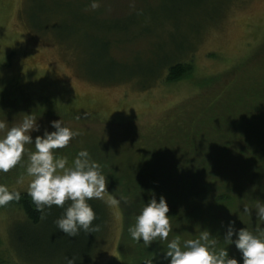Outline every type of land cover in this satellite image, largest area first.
<instances>
[{"label":"rangeland","instance_id":"obj_1","mask_svg":"<svg viewBox=\"0 0 264 264\" xmlns=\"http://www.w3.org/2000/svg\"><path fill=\"white\" fill-rule=\"evenodd\" d=\"M98 2L93 10L92 0H0V121L7 126L0 137L25 113L40 125L33 139L61 119L79 134L56 151L71 163L88 150L109 193L128 200L117 206L107 195L90 200L100 231L73 238L56 227L62 208L53 206L47 220L28 229L17 207H0V260L121 264L122 254L143 264L166 249V242H153L156 250L144 251L127 232L150 191L177 214L169 240L195 239L207 228L219 250L228 247L222 221L254 233L264 227L255 215V205L264 203V178L254 182L250 215L243 213L246 203L236 211L237 193L222 206L207 193L213 170L244 197L249 166L242 160L251 157L244 143L264 140V0ZM24 18L41 29L30 30ZM178 63L190 65L191 74L167 80ZM30 151L34 145L26 144L23 166ZM18 171L0 173V184L27 193L31 177L17 184ZM13 231L31 233L33 245L19 251ZM228 252L242 264L235 245Z\"/></svg>","mask_w":264,"mask_h":264},{"label":"clouds","instance_id":"obj_2","mask_svg":"<svg viewBox=\"0 0 264 264\" xmlns=\"http://www.w3.org/2000/svg\"><path fill=\"white\" fill-rule=\"evenodd\" d=\"M99 6L98 0H92L91 9ZM6 127V123L0 121V130ZM50 127L54 130L45 128L42 135L33 139L31 133L39 132L40 125L34 114L25 113L19 125L8 128L0 137V173H7L21 163L25 145L33 144L34 151L28 153L25 171L17 177L16 183L22 184L25 176L31 177L27 195L41 219H46L47 210L56 206L63 209L62 215L55 220L56 227L67 237H77L81 231L98 232L100 225L93 223L97 215L89 201L104 199L107 195V203L117 206L121 201L127 202L128 197L121 195L117 199L109 193L107 177L88 150H80L71 163L67 156L56 151L68 146L79 134L77 131L65 126L61 119L51 121ZM149 194L151 198L144 202L127 232L137 244L143 243L149 248L153 242H166V249L150 253V258H145L143 264H154V261L158 264H238L237 259L229 258L231 245H235L241 254L242 264H264V227L258 226L254 233L245 227L236 229L235 221L226 224L222 221V239L228 247L219 250H216L215 235L207 228L195 239L182 240L176 234L169 240L171 217L167 200L163 195L157 200L154 191ZM21 198L19 190H10L7 185L0 184V207L19 202ZM243 213L251 214L247 205ZM255 215L264 224V203L255 205ZM68 264H75V261L69 259Z\"/></svg>","mask_w":264,"mask_h":264},{"label":"trees","instance_id":"obj_3","mask_svg":"<svg viewBox=\"0 0 264 264\" xmlns=\"http://www.w3.org/2000/svg\"><path fill=\"white\" fill-rule=\"evenodd\" d=\"M28 1V0H27ZM28 10L27 7V2L25 5V11ZM22 17V14H21ZM24 22L26 24V26L30 29V30H34L37 28H40L38 26L37 22H35L32 19H28V22L26 20V18H24ZM35 27V28H34ZM41 29V28H40ZM192 68L190 65L185 64V63H178V64H172L169 67V72H168V79L169 81H177L180 80L181 78H184V76H188L191 74ZM264 132V130H263ZM244 149L246 150L245 152L249 153V156H251L250 158H245L244 160H242V163L247 164L249 166V174H248V178H246V191L244 194V197L242 196V198H240V196L242 195L243 190H240V187L236 185H232L233 189L230 188L228 186L227 180H225L227 187H225V185L223 184V178L219 177L220 180L216 179V175L214 174L213 170H211V173L208 175L209 177H211V183H212V187L211 189H209V191L207 193H209L210 191L213 194V203L217 206H222L224 205V203H226L227 201H232L235 198H232V194H230L231 192L237 193V200L239 201L236 205V211L239 212L241 205L245 204H253V190L255 187L254 182L256 181V177H258L260 180L262 178H264V140L261 142H245L244 143ZM25 167L26 164L20 163L19 166H16L14 168V170L17 172L20 169H24L22 171H18L19 173H24L25 171ZM223 190V192H219V190ZM230 191V192H228ZM21 200L19 202H11L8 205L4 206L5 208H10V207H17L20 211H22L23 215H24V221H26L28 223L27 228L29 229L30 227L35 228L38 225H41L45 220H47L48 217V210H47V216L46 219H41L40 213L37 212L35 210V205L32 203L30 197L27 195V193H21ZM245 199V200H244ZM260 199V197H259ZM221 200H225V202H222ZM255 200V199H254ZM243 202V203H241ZM256 202V201H255ZM243 207V206H242ZM127 214V209L124 210V215L126 217ZM171 218L173 217H177V214L175 211L170 212L168 214ZM100 225H101V221H100ZM22 231H25V229H23ZM184 231V230H182ZM13 246L15 245V247L20 251L22 248H27L28 246H32L34 239H33V235L31 233H25V236H23V233H19L16 231H13ZM35 238V237H34ZM159 245H157L156 247H158ZM156 247H154V245H151L149 248L147 247H143L142 249H144V251H153L154 249L156 250ZM164 248V247H163ZM139 250V248H138ZM132 258V257H131ZM141 258L133 259L131 261L128 260V257H124L122 256V254H119V262L121 264H137L139 262H141ZM158 263V262H157ZM0 264H6L5 261L0 260Z\"/></svg>","mask_w":264,"mask_h":264}]
</instances>
